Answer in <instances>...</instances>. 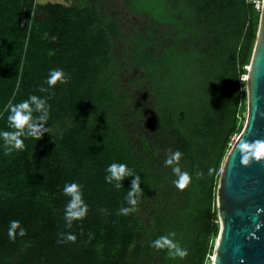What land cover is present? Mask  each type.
I'll return each mask as SVG.
<instances>
[{"label":"trees","instance_id":"obj_1","mask_svg":"<svg viewBox=\"0 0 264 264\" xmlns=\"http://www.w3.org/2000/svg\"><path fill=\"white\" fill-rule=\"evenodd\" d=\"M94 3L92 2L91 5ZM145 27L122 35L93 7L0 0V132L7 105L35 95L49 117L37 140L5 152L0 137V264H209L219 231L221 165L241 133L246 79L259 11L253 0H122ZM135 71L139 100L114 78ZM54 70L67 83L47 84ZM44 88L47 91H41ZM34 108V106H33ZM41 113L33 111V118ZM130 123V124H129ZM138 127L135 139L131 129ZM182 155L178 177L165 159ZM112 163L141 177L143 194L124 215L134 177L107 183ZM80 186L87 214L69 227L65 185ZM150 203L147 218L138 209ZM19 221L26 235L8 231ZM172 237L187 251L172 258L152 242ZM69 234L76 236L73 243Z\"/></svg>","mask_w":264,"mask_h":264},{"label":"water","instance_id":"obj_2","mask_svg":"<svg viewBox=\"0 0 264 264\" xmlns=\"http://www.w3.org/2000/svg\"><path fill=\"white\" fill-rule=\"evenodd\" d=\"M245 79L244 126L223 160L216 189L219 231L210 264H264V153L254 155L257 143H264V0Z\"/></svg>","mask_w":264,"mask_h":264},{"label":"clouds","instance_id":"obj_3","mask_svg":"<svg viewBox=\"0 0 264 264\" xmlns=\"http://www.w3.org/2000/svg\"><path fill=\"white\" fill-rule=\"evenodd\" d=\"M57 82H68L62 70L52 71L47 80V84L50 88L56 85ZM40 90L47 91V89L44 88H41ZM7 110L10 113L8 116L9 127L15 129V131L0 132V137L4 140L6 154H9L13 149H23L24 144L21 137H33L39 140L45 132L49 131L46 127H44L49 117V111L45 99L32 95L28 100L18 104L13 105L10 103L7 105ZM33 111L41 114L33 118ZM242 147L247 148L248 146L247 144H244ZM261 153H264V143H257L254 155L259 157ZM181 155L182 154L179 151L171 153L165 159L164 164L166 167H172L173 173L178 177L174 183L177 188L182 190L189 183L190 176L187 172H182L178 166ZM243 162H248L247 156L244 157ZM106 171L109 173V175L105 177L106 182L112 183V181H116L117 183L115 184V187L118 189L123 187L122 183H120L121 181L130 176L134 177L131 181V187L126 197L128 204L133 207L124 208L122 210V214L127 215L135 211L134 206L138 203L139 196L143 194V189L140 187L141 177L139 175H133L131 169H129L126 164L122 163H112ZM63 192L71 197V200L65 209V218L70 227L72 220L84 218L88 209L82 199V193L78 184L72 183L65 185ZM18 228L20 236L26 235L25 230L20 227L19 221H11L8 231V237L10 240H15L17 234L16 230ZM174 236L175 233L160 236L152 242L151 246L157 250L167 249L170 257H180L182 259L187 255V251L182 249L179 244L172 239ZM67 240L74 243L76 241V236L69 234L67 236Z\"/></svg>","mask_w":264,"mask_h":264},{"label":"rangeland","instance_id":"obj_4","mask_svg":"<svg viewBox=\"0 0 264 264\" xmlns=\"http://www.w3.org/2000/svg\"><path fill=\"white\" fill-rule=\"evenodd\" d=\"M37 4H44L46 2H58L66 6H76L82 7H93L97 13L106 21H112L117 24L120 35L113 40L114 51L116 55L120 53L124 46L122 35L130 33L133 31H141L145 27V19L137 15L130 14L122 5V0H35ZM92 2L94 3L93 5ZM135 71L126 72L125 69L121 71L116 78H114V83H118L119 88L129 91L130 104L133 105L135 101L139 100L140 88L136 86L133 81L135 78ZM243 77V79H245ZM130 124V123H129ZM138 127L132 128V138H135ZM52 128H49V133ZM150 212V203H144L138 209V214L141 215L142 219H146ZM210 264V263H209Z\"/></svg>","mask_w":264,"mask_h":264},{"label":"built area","instance_id":"obj_5","mask_svg":"<svg viewBox=\"0 0 264 264\" xmlns=\"http://www.w3.org/2000/svg\"><path fill=\"white\" fill-rule=\"evenodd\" d=\"M261 1L262 0H253V2L255 3V6H256L257 9L261 8Z\"/></svg>","mask_w":264,"mask_h":264}]
</instances>
